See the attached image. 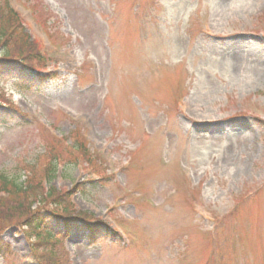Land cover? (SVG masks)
Here are the masks:
<instances>
[{
    "label": "rangeland",
    "instance_id": "1",
    "mask_svg": "<svg viewBox=\"0 0 264 264\" xmlns=\"http://www.w3.org/2000/svg\"><path fill=\"white\" fill-rule=\"evenodd\" d=\"M7 1L41 61L0 73V174L118 235L0 224V264H264V0Z\"/></svg>",
    "mask_w": 264,
    "mask_h": 264
},
{
    "label": "trees",
    "instance_id": "2",
    "mask_svg": "<svg viewBox=\"0 0 264 264\" xmlns=\"http://www.w3.org/2000/svg\"><path fill=\"white\" fill-rule=\"evenodd\" d=\"M19 14L12 9L7 0H0V73H14L20 80L29 79L34 72L35 64L41 61L38 51L34 50ZM1 108V107H0ZM75 148L81 149L78 143ZM60 159L54 157L44 174L43 183L49 185L55 178ZM19 177H8L0 174V224L23 227L25 233L37 241L36 245H55L54 238L63 237L49 231L47 225L69 233L73 230L83 231L88 238L104 235L116 239L117 234L104 222L93 220L83 214H60L58 210H43L38 205L32 210L34 203L48 199L59 206L61 196L50 188L44 192L43 186L33 184L31 180L19 182ZM77 186H75L76 188ZM45 193V196L43 195Z\"/></svg>",
    "mask_w": 264,
    "mask_h": 264
}]
</instances>
